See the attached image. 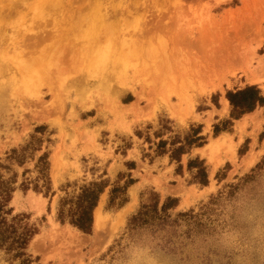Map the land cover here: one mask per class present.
Listing matches in <instances>:
<instances>
[{
	"label": "rangeland",
	"instance_id": "rangeland-1",
	"mask_svg": "<svg viewBox=\"0 0 264 264\" xmlns=\"http://www.w3.org/2000/svg\"><path fill=\"white\" fill-rule=\"evenodd\" d=\"M21 2L0 0V175L10 218L36 233L22 258L0 249V264H264V105L236 119L227 97L264 96V0ZM101 3L107 18L43 66L55 31L39 9L69 32ZM15 45L32 66H16ZM199 128L205 143L187 146ZM93 182L107 187L84 233L58 212Z\"/></svg>",
	"mask_w": 264,
	"mask_h": 264
},
{
	"label": "trees",
	"instance_id": "trees-1",
	"mask_svg": "<svg viewBox=\"0 0 264 264\" xmlns=\"http://www.w3.org/2000/svg\"><path fill=\"white\" fill-rule=\"evenodd\" d=\"M230 104L233 108L232 116L239 118L245 113L253 111L257 105H264V96L261 90L257 86H248L245 89L237 92H229L227 95ZM192 134L186 138V145L191 146H203L205 138L198 136L199 129L192 130ZM220 128L216 127V134L220 132ZM185 146H180L174 151L175 158L177 154L184 153ZM199 163V170L197 178L200 179L202 184L207 183L206 167L203 162H190V167ZM48 169V162H44L41 168L42 177H46V171ZM132 183L130 180L129 184ZM107 187L105 182H93L89 186L85 187L80 195L74 200L62 202L58 219L61 222H69L74 227L78 228L84 233H91L93 228V212L97 206L100 195ZM14 188L11 182L2 179L0 175V249H6L8 251H14L15 258H22L26 256L27 246L36 233L35 229L28 227V224H24L25 215L10 216L13 213V209L9 207L12 199V193ZM124 190L120 188H114L112 190L111 202L117 199V193ZM69 204L68 209L66 205ZM27 259L23 260L26 263Z\"/></svg>",
	"mask_w": 264,
	"mask_h": 264
},
{
	"label": "bare ground",
	"instance_id": "bare-ground-1",
	"mask_svg": "<svg viewBox=\"0 0 264 264\" xmlns=\"http://www.w3.org/2000/svg\"><path fill=\"white\" fill-rule=\"evenodd\" d=\"M19 1H22L23 3L25 2V0H19ZM27 1V0H26ZM21 2V3H22ZM52 2V1H50ZM54 2V0H53ZM103 4L101 3L100 5H98L97 7H95L93 9V7L91 8V10L93 11V13L95 14H98L99 17L97 18V20H92L90 21L89 20V16H84V15H81V13H79L78 15V20L77 22L72 25V27L70 28L69 32H60V30L62 29L61 28V25H60V19L62 14H63V11L60 10V7L62 6L61 3L59 1L57 2H54V4H52V6H57V9H59V11H56V13H58V15H60V19L57 18V17H53V15H51L50 13H47L46 10H45V7L42 6L41 9V12L40 14H38L39 16H37V18H39V20L41 21V23L43 22L44 24H47L48 23V17L52 16V22H53V27H52V30L55 31V34L53 36V40L51 41V44L48 45V47L46 46V49L45 51L46 52H43L42 56L40 58L42 59H51V62H54V64H49V65H46L44 63L43 66H50V65H56V66H59L61 63H62V59L64 57V54L65 52H68V49L72 48L73 47V42H71L70 40L72 38H74V35L77 31H80L83 27V25H87L89 27L93 26V25H98L100 24L101 22H103V20H105L107 18V11L105 10V12L103 11L105 8H103L102 6ZM13 6V5H12ZM18 6V5H17ZM16 6V7H17ZM12 9V8H11ZM79 9V8H78ZM14 11V10H13ZM62 13V14H61ZM109 13V11H108ZM109 15V14H108ZM76 18H77V15H75ZM74 16V17H75ZM72 17V16H71ZM64 19V18H63ZM30 32H33V28H32V25L30 26V28L28 29ZM27 30V31H28ZM34 33V32H33ZM37 33V32H36ZM53 35V34H52ZM46 35H44L40 40H37L36 42H42L43 40L42 39H46L45 38ZM36 39V38H35ZM66 41V43H65ZM24 42L25 39H24ZM16 43V42H15ZM18 43V42H17ZM34 42H32L31 44H33ZM75 43V42H74ZM26 44V43H25ZM28 44V43H27ZM93 44V42H92ZM91 44V49H94L93 48V45ZM87 44H84V46L82 47H85ZM16 46V45H15ZM25 46V45H23ZM22 45H18L16 47H14V54L12 55L11 58L15 59L16 60V66H32V64L34 63V61H36V59L34 58H25L24 55L25 53L27 52V49L26 48H23ZM48 51V53H47ZM32 52V51H31ZM32 54V53H31ZM30 54V55H31ZM29 56V55H27ZM31 57V56H30ZM55 59V60H54ZM222 61V60H220ZM45 62V61H44ZM223 62V61H222ZM40 63V62H39ZM43 63V62H42ZM225 63V61H224ZM36 64V63H35ZM34 64V65H35ZM221 64V63H219ZM33 65V66H34ZM202 66L203 63L201 64ZM5 66H9V65H6ZM26 69V68H25ZM27 70V69H26ZM29 70V68H28ZM24 71V70H23ZM25 72V71H24ZM45 72H47V68L46 67H43V69L40 71V74L38 73L37 75V78L41 77L42 74H45ZM36 73V71H35ZM34 73V74H35ZM25 75V73H24ZM28 75V74H27ZM26 76V75H25ZM31 76V74H30ZM27 77V76H26ZM33 77V76H32ZM28 78V77H27ZM35 78V77H34ZM29 80V78H28ZM32 80V79H31ZM34 80V79H33ZM27 81V80H26ZM29 82V81H28ZM227 101V100H226ZM100 223H101V214H99V211H96L95 213V225L96 227H100Z\"/></svg>",
	"mask_w": 264,
	"mask_h": 264
}]
</instances>
